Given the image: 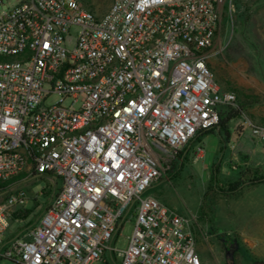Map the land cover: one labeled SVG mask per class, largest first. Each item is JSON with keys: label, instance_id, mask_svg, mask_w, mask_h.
<instances>
[{"label": "built area", "instance_id": "built-area-1", "mask_svg": "<svg viewBox=\"0 0 264 264\" xmlns=\"http://www.w3.org/2000/svg\"><path fill=\"white\" fill-rule=\"evenodd\" d=\"M231 1L110 0L102 13L89 0H20L0 12V259L206 264L198 216L179 214L150 190L237 108L211 67ZM241 127L264 143V125L245 118ZM34 179L56 191L31 225L33 210L15 214L42 194L27 188ZM13 222L27 223L10 233Z\"/></svg>", "mask_w": 264, "mask_h": 264}, {"label": "rangeland", "instance_id": "rangeland-1", "mask_svg": "<svg viewBox=\"0 0 264 264\" xmlns=\"http://www.w3.org/2000/svg\"><path fill=\"white\" fill-rule=\"evenodd\" d=\"M19 1L0 0V12L14 7ZM89 3L96 7L99 12L104 13L110 0H89ZM77 32V28L71 30V37L66 42L69 49L74 47ZM214 51L216 54L211 59V67L218 83L222 87L234 91L237 95L244 93L247 96V102L250 103L247 113L239 119H233L229 122L231 143L224 160L226 161L233 143H237L240 147L243 144H247L246 147H249L255 143L264 148V143L253 142L249 130H246L240 139L236 135L237 127H241L245 118L255 124L264 125V0L231 1V5L227 7L223 15ZM56 100L57 97L52 96L49 103H54ZM197 142L198 139L183 149L184 155L180 156L183 167L181 169L176 168L172 170L171 174L164 175L160 180L165 178L167 183L161 188L152 189V194L183 216H188L191 213L197 215L198 224L195 231L197 250L201 258L206 264H228L229 259L222 239L226 238L227 247L231 242H234L235 236H239L232 231L238 225H243L250 232L254 231L255 225H261V222L264 221V187L238 201L228 200L227 197L220 196L212 221L200 218L202 199L212 185V167L217 159L213 162V157L209 153V138L203 144L204 153L198 154L196 152ZM177 158L179 160V157ZM219 162L221 170L222 164L221 161ZM237 173H239L237 169L226 168L224 173L219 175V180L222 182L220 186L225 188L226 182L235 179ZM27 188L33 194L42 192L37 200L33 198L34 195H31L29 205L33 207L31 209L33 212L28 221L34 225L48 205L56 187L46 179H34L28 182ZM27 222H13L9 232L24 230ZM134 226L135 219L129 220L125 224L117 241L119 249H126L129 238L133 234ZM230 231H232L231 234H229ZM241 237L236 238L238 242H242L243 237L242 239ZM254 257L247 254L244 258L241 257L240 264H252L254 260H257ZM0 264L13 263L7 259H0ZM110 264L115 263L110 261Z\"/></svg>", "mask_w": 264, "mask_h": 264}, {"label": "crops", "instance_id": "crops-1", "mask_svg": "<svg viewBox=\"0 0 264 264\" xmlns=\"http://www.w3.org/2000/svg\"><path fill=\"white\" fill-rule=\"evenodd\" d=\"M229 127V124H228ZM216 132L219 130V128L214 129ZM249 130L248 128H238L236 129V135L237 138L240 139L244 135L245 131ZM249 133L250 130H249ZM229 134H230V129H229ZM252 137V134H250ZM209 138L210 140V148H209V153L213 157V162L215 159H217L220 155L221 158H219V161H221L222 164V169H221V174L224 173L226 168L232 167L233 169L239 170V173L241 171H244L246 169L252 168V169H257V168H264V148L257 146L255 143L254 145H250L249 147H246L247 144H243L242 147L240 145H237V143H233L232 149L230 150L229 156L226 161V154L228 150V146L231 143V135L229 137V140L226 144L223 143L222 137L218 134H209L206 136H200L198 137V144H201L203 146L205 140ZM253 139V142H256V140ZM257 143V142H256ZM196 145V146H197ZM195 146V149H196ZM230 165V167H229ZM230 170V169H228ZM230 172V171H229ZM235 176V179L229 180L234 181L238 179V175ZM166 176V175H165ZM167 183L166 179H162L159 181V183L155 184L152 189H158L164 186ZM222 184V182H221ZM264 187V183L262 184H257L254 186H248L244 189L242 194L239 197L235 198H228V200H240L244 199L246 196L248 197L252 193H255L258 189ZM152 189L150 190V193L152 194ZM162 201V200H161ZM164 202V201H162ZM167 204L166 202H164ZM168 205V204H167ZM264 215V214H263ZM262 215V216H263ZM29 219V218H27ZM256 229V230H255ZM233 232L237 233L239 237L242 239V244H243V249L241 251V257L244 258L247 254L255 256L254 258L257 259L260 262H264V221L261 222V225L257 224L254 226V231L250 232L248 229H246L243 225L237 226L235 230H232ZM229 234H231V232Z\"/></svg>", "mask_w": 264, "mask_h": 264}, {"label": "trees", "instance_id": "trees-1", "mask_svg": "<svg viewBox=\"0 0 264 264\" xmlns=\"http://www.w3.org/2000/svg\"><path fill=\"white\" fill-rule=\"evenodd\" d=\"M240 17L243 18V16H240ZM224 89H227V88H224ZM249 105L250 103L247 102V96L244 95V93H239L237 95V108H233L229 111H226V113L222 115L221 123L219 125V130L217 132L214 129L204 130L200 133V136L204 137L209 134L218 133L222 137L223 143L226 144L230 137L229 127H228L229 122L233 119H239L243 114L247 113V109ZM181 155H184V150L180 152L178 156L179 160L177 158L176 160L172 162L171 169L168 170L167 175L171 174L173 172L172 170H175L176 168L181 169L183 167V164L181 163L182 160L180 159ZM220 167L221 166H220L219 157H218L212 167L213 168L212 185L205 192L204 197L202 199V204L200 207V218L209 219L210 222L212 221L216 213L217 201L220 196H225L228 198L239 197L246 187L264 183V168H257V169L249 168L244 171H241L238 175V179L234 181L226 182L225 184L226 187L223 188L220 186L221 182L219 180V175L221 174ZM6 187H7V184L0 183V188L2 190L5 189ZM31 211L32 210H29V211H26L25 213L17 212L15 216L26 218L29 216ZM236 238L238 239L239 236H235V239H234V245L237 246V252L235 253V257L237 260V264H239L240 257H241V251L243 249V244L240 241L238 242ZM222 244L226 248V238L222 239ZM254 261L259 262L257 260H254ZM259 263L262 264L261 262Z\"/></svg>", "mask_w": 264, "mask_h": 264}, {"label": "flooded vegetation", "instance_id": "flooded-vegetation-1", "mask_svg": "<svg viewBox=\"0 0 264 264\" xmlns=\"http://www.w3.org/2000/svg\"><path fill=\"white\" fill-rule=\"evenodd\" d=\"M237 252V246L234 245V242H231L229 245L226 247V255L228 256L229 263L228 264H237V260L235 257V253ZM241 257H240V263H241ZM260 262V261H259ZM259 262H253L252 264H260ZM239 263V264H240ZM264 264V262H261Z\"/></svg>", "mask_w": 264, "mask_h": 264}]
</instances>
